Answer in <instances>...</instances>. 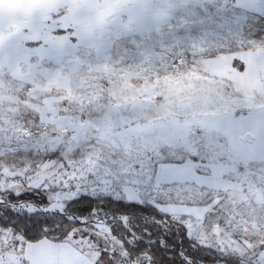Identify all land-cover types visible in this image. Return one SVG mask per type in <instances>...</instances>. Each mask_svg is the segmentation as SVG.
Wrapping results in <instances>:
<instances>
[{
	"label": "snow or ice",
	"instance_id": "1",
	"mask_svg": "<svg viewBox=\"0 0 264 264\" xmlns=\"http://www.w3.org/2000/svg\"><path fill=\"white\" fill-rule=\"evenodd\" d=\"M0 264H264V0H0Z\"/></svg>",
	"mask_w": 264,
	"mask_h": 264
},
{
	"label": "rangeland",
	"instance_id": "2",
	"mask_svg": "<svg viewBox=\"0 0 264 264\" xmlns=\"http://www.w3.org/2000/svg\"><path fill=\"white\" fill-rule=\"evenodd\" d=\"M14 2H18V0H14Z\"/></svg>",
	"mask_w": 264,
	"mask_h": 264
}]
</instances>
